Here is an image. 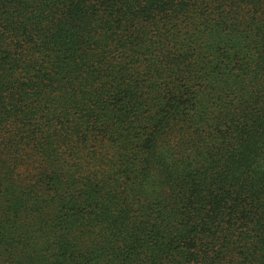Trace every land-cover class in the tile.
Returning a JSON list of instances; mask_svg holds the SVG:
<instances>
[{"label": "trees", "instance_id": "obj_1", "mask_svg": "<svg viewBox=\"0 0 264 264\" xmlns=\"http://www.w3.org/2000/svg\"><path fill=\"white\" fill-rule=\"evenodd\" d=\"M0 264H264V0H0Z\"/></svg>", "mask_w": 264, "mask_h": 264}]
</instances>
